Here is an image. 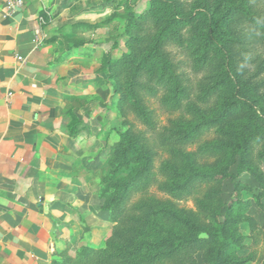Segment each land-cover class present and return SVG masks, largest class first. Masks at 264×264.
Listing matches in <instances>:
<instances>
[{"label":"trees","instance_id":"trees-1","mask_svg":"<svg viewBox=\"0 0 264 264\" xmlns=\"http://www.w3.org/2000/svg\"><path fill=\"white\" fill-rule=\"evenodd\" d=\"M234 1L238 6L225 12H221V6L212 9L208 4L199 5L194 12L196 16L189 17L181 15L175 4L167 1L165 14L158 15L155 24L162 27V32L155 39L147 34L144 41L150 47L146 51L147 56L140 57V52L133 48L130 50V63H136L138 58L145 64L148 61L145 65L146 78L151 84L132 85L133 111L150 132L156 131L155 114L147 107L144 97L158 99L167 113H181L178 119L170 120L169 125L163 128L159 143L171 149L175 161L187 163V170H180L178 162H173L162 165L156 172L151 158L145 154V138L140 135L130 139L124 135L122 142L111 148L109 171L101 179L103 210L115 224L105 247L96 250L81 243L74 257L66 249L52 264H256L252 252L241 256L249 249L246 244L249 238L240 230L242 225H247L250 233L254 232L257 229L256 221L246 215L247 208L238 194L237 200L225 212L219 206L224 195L222 184L235 179L229 169L237 160L238 173H248L264 191V174L260 170L264 160L262 125L251 120L241 135L232 131L231 124L227 127L229 118L244 111L251 91L240 71L242 69L232 60L236 58L235 52L227 48L222 37L229 20L236 21L241 17L249 24L247 39L258 41L260 35V41L264 42V27L258 22L262 16L257 9L264 0ZM150 14L147 13L146 17ZM39 18L44 21V26L51 23V18L43 12ZM136 19L134 10L126 18L119 19V34L109 40L113 41L111 50L119 49L121 40L126 37L124 33ZM77 27L72 26L71 29L74 31ZM181 30H186L188 35L186 46L199 54L194 72L208 71L214 75L194 98L198 106L188 105L192 96L190 89L177 79V67L171 64L163 51L167 43L181 38L178 34ZM57 41L58 38L54 37L51 43ZM83 44L68 43L67 49L76 50ZM58 61L62 62L60 58ZM112 64L109 53L103 69L107 77L112 75ZM218 100H222L220 112L210 110L212 104L218 106ZM186 116L194 124L186 123ZM65 117L69 119V137L76 139L81 131V120L73 109L67 110ZM208 133L214 136L213 141L203 142L195 152L186 151L200 143ZM257 147H262V151L254 156ZM215 156L227 157L217 170L198 166V159ZM158 173L165 180L157 184ZM155 184L160 193L174 200L193 197L196 190L203 187L202 197L195 198L199 215L174 211L166 202L153 196L130 206L133 195H147ZM234 187L235 192L239 193L241 184L235 183ZM149 227L154 229L155 234L146 240L143 233Z\"/></svg>","mask_w":264,"mask_h":264},{"label":"rangeland","instance_id":"rangeland-1","mask_svg":"<svg viewBox=\"0 0 264 264\" xmlns=\"http://www.w3.org/2000/svg\"><path fill=\"white\" fill-rule=\"evenodd\" d=\"M37 1L38 17L43 12L51 18L48 26L52 28L51 33L58 35V41L53 46L56 48L55 53L63 63L70 60V66L78 67L83 73L75 80L79 83L73 82L72 84L76 88L72 109H76L82 123L78 137L70 143L72 147L79 148L76 153H73L71 159L73 166L76 167L74 174H77L75 176L79 183L73 185L77 191H73V199L64 202V211L72 222L65 223V225L74 232L71 238L74 245L71 246L68 243L66 249L70 256L74 257L81 243L96 250L103 249L115 228V224L109 220L108 213L103 210V200L100 198L101 179L109 171L111 148L122 142L124 135L130 139L132 136L140 135L145 138L147 146L145 154L151 158L156 172L162 165H169L173 162H178L180 170H187V163L175 161L171 149L162 147L159 143L163 128L169 125L170 120L178 119L181 113H167L161 108L158 99L150 96L144 97L147 107L155 114L156 131L150 132L133 111L132 85L150 83L146 78L147 69L145 68L148 61L145 64L138 58L136 63H130L128 59L130 50L133 48L140 52V57L146 55L150 47L144 44V41L147 34L155 39L157 34L162 32V27L155 24L158 15L165 14L167 1L174 3L178 12L185 17L196 16L194 15L195 9L202 4H208L212 9L221 6V12L238 5L234 0ZM23 2L25 5L30 0H23ZM237 8H242V6ZM257 9L258 14L262 16L258 22L264 27V3L258 4ZM131 10L135 11L137 19L132 22L127 33H124L126 37L121 40L119 49L111 50L113 41L109 40L119 34V19L126 18ZM149 12L151 16L146 17ZM76 25L78 27L73 31L71 27ZM185 31H179L181 38L167 43L163 51L171 64L176 65L177 79L182 80L183 86L190 89L192 96L188 105L198 106L194 98L201 93L203 86L208 84L214 75L208 71L194 72L199 54L186 46L188 35ZM249 32V24L241 17L236 21L229 20L222 32L227 48L235 52L236 58L232 60L237 62L242 69L240 71L251 91L250 97L246 99L247 104L244 111L227 121V127L231 124L232 131L238 135L244 134L246 125L251 120L260 123L264 130V42L260 41V35H258V41L248 40ZM75 42H84V44L76 50H68L67 44ZM109 53L113 59L111 77L103 74ZM126 54L127 58H125ZM221 102L222 100H218V106L215 103L212 104L210 110L216 109L220 112ZM184 121L190 125L194 124L189 116H186ZM213 140L214 136L208 133L200 143L190 146L186 151L195 152L200 144ZM260 151L262 147H257L254 156H257ZM226 158L223 156L203 157L198 159V166L203 165L207 170H217L221 163H225ZM238 166V160L230 166L229 172L235 176V179H229L222 184L224 195L219 206L225 212L237 200V194L240 196L247 208L246 215L252 217L257 223V229L252 233L247 225H242L240 228L242 234L249 238L246 241L249 249L242 252L241 256L252 252L256 264H264V191L248 173L239 174ZM260 170L264 174V160L260 164ZM164 180L158 173L157 184ZM235 183L241 184L239 193L235 192ZM157 184L148 190L147 195H133L130 206L141 199L153 196L166 202L167 206L174 211L193 212L199 215L195 198L202 197L203 187L198 188L193 197L174 200L160 193ZM199 218L201 219L200 216ZM143 234L147 240L152 238L155 231L149 227L144 230Z\"/></svg>","mask_w":264,"mask_h":264},{"label":"crops","instance_id":"crops-1","mask_svg":"<svg viewBox=\"0 0 264 264\" xmlns=\"http://www.w3.org/2000/svg\"><path fill=\"white\" fill-rule=\"evenodd\" d=\"M7 1L0 0V264H52L74 245L64 202L79 183L71 161L79 148L70 145L65 112L83 73L58 61V35L38 17L37 0L16 13Z\"/></svg>","mask_w":264,"mask_h":264},{"label":"built area","instance_id":"built-area-1","mask_svg":"<svg viewBox=\"0 0 264 264\" xmlns=\"http://www.w3.org/2000/svg\"><path fill=\"white\" fill-rule=\"evenodd\" d=\"M23 0H8L6 2L5 8L8 12L16 13L24 8ZM12 98V94L9 93L7 95V103H9L10 99Z\"/></svg>","mask_w":264,"mask_h":264}]
</instances>
